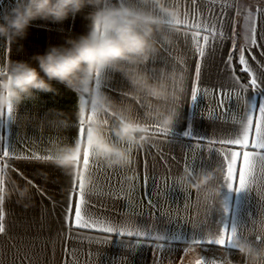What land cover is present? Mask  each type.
Returning a JSON list of instances; mask_svg holds the SVG:
<instances>
[{
  "label": "crops",
  "instance_id": "crops-1",
  "mask_svg": "<svg viewBox=\"0 0 264 264\" xmlns=\"http://www.w3.org/2000/svg\"><path fill=\"white\" fill-rule=\"evenodd\" d=\"M16 2L17 0H0V20ZM171 4L179 9L180 19L184 18L185 13H188L191 19L193 11L208 14L210 8L215 9L213 14L215 19L216 15L226 9V17L235 18L238 22L236 27L238 47L241 43L240 22L243 18L237 13L245 9L255 13L257 7L264 9V0H216L214 4H209L207 0H198L195 8L189 0H172ZM91 10L90 6L85 7L81 12L74 16L70 15L62 22L34 20L26 36L15 42L0 38V66L5 65L9 59L35 64L34 56L42 55L54 46H68L69 39L86 35L90 30L91 21L88 13ZM261 21H264V13L256 16L258 39L262 34ZM178 27L183 31V26ZM169 46L171 52L161 47L158 57L151 63L181 71L186 76L185 90L180 99L181 115L172 128L174 139L149 133V139L143 148L133 149V162L131 166L125 168H135L140 178L135 185L131 184V187L127 183L123 185L120 195L125 199L109 198L111 193L107 190L104 180L105 169L113 172L115 179V172L119 171L120 167L109 169L102 161L96 159L99 171L90 174L89 170L83 169L81 159L80 165H76L75 168L85 171L92 177V182L86 188L93 189L96 197L93 202L99 205L94 210L97 216L107 217L121 224L127 222L133 230L139 228L157 233V230L165 229L167 234L178 233L185 239L165 242L167 247L162 253H157L151 246H146L161 242L137 237L123 238L131 243L132 250L125 247L124 241L118 235H114L108 243H91L87 239L88 236L107 235L94 231L82 230L79 237L71 238V243L58 240V235L60 237L64 235L62 205L69 191L73 172L65 171L57 166L55 161L16 159L10 161L6 175L3 204L5 232L0 234V264H63L61 246L71 247L74 254L79 257L80 264H184L196 249L201 248H217L223 251L226 263L231 260L236 264H245V258L235 249L220 247L214 242L194 245L186 238L193 235V228L199 221H216L223 216L229 224L247 223L245 231L249 236L248 239L256 243L253 234L264 235V188L256 186L254 191L245 189L237 192L226 186L222 187L220 197L228 205V212L223 213L219 197L216 200L206 201L202 194H197V191L182 185L173 187V181L183 172L182 157L189 153V159L198 155L196 141H192V137L215 138L232 127L230 123L216 122L210 115L215 87L227 83L228 73L223 61L229 53V44L224 43L205 62L199 87L207 91L204 93V98L199 97L195 103L190 101L194 80L193 56L188 51L183 36H178L176 32H174V43ZM261 51L254 50L256 62L249 57V65L254 70L258 63L264 64ZM169 57L175 58V64ZM233 65L235 66L234 59ZM101 87L119 99L118 91L127 87V82L119 74H115L111 79L103 75ZM55 88L58 90L56 93H38L34 98L14 107V118L10 126L7 129H0V133L7 137L6 143L10 151L14 149L18 155H27L32 151L44 154L53 152L52 147L55 144L72 143V132L68 125L73 122L79 94L62 84H55ZM229 91L235 97L240 90L229 88ZM232 106H235L234 103ZM134 115L138 119L142 118L143 110L138 107ZM232 115H236L235 108ZM62 120L67 121V124H62ZM151 123L153 122H149L148 126ZM186 131H191L192 136L186 137L184 135ZM190 144L191 149L188 147ZM218 160L215 150L202 151L200 158L194 162V171L219 168ZM13 169H18L24 177L32 180L37 188L33 189ZM129 174L136 177V173L131 170L126 175ZM25 184H28L31 190V203L28 207L17 202L19 197L15 188V185L22 188ZM215 186L219 187V184ZM146 193H151V206L147 202ZM216 235L218 230L212 225L205 227L203 236L197 238L207 240ZM256 245L264 246L257 243Z\"/></svg>",
  "mask_w": 264,
  "mask_h": 264
},
{
  "label": "clouds",
  "instance_id": "clouds-1",
  "mask_svg": "<svg viewBox=\"0 0 264 264\" xmlns=\"http://www.w3.org/2000/svg\"><path fill=\"white\" fill-rule=\"evenodd\" d=\"M89 6L91 25L86 35L69 39L68 46H54L34 56L35 64L9 59L0 66L2 109L9 104L18 107L38 93H56L57 83L78 90L88 98L89 107L96 106L101 115L94 118L83 143L76 140L52 147L56 165L67 172L76 170L77 156L85 146L108 168L128 167L134 159L133 149L142 148L148 139L149 122L165 129L178 122L186 86L185 73L151 63L161 51V42L174 43L180 11L169 0H17L0 20V38L18 41L26 36L34 20L62 22ZM97 72L108 79L119 74L127 82V87L118 91L119 99L96 86ZM138 107L143 110L139 119L134 115ZM103 113L112 117L111 135L106 131ZM218 171L189 169L178 180L187 189L203 191L205 197H219L220 189L213 184ZM127 179L133 181L135 176L129 174ZM91 182L92 177L85 172V187ZM15 188L17 202L30 206L29 185ZM231 244L245 258V264H264V246L258 247L238 233L231 236ZM228 264L236 262L229 260Z\"/></svg>",
  "mask_w": 264,
  "mask_h": 264
},
{
  "label": "snow or ice",
  "instance_id": "snow-or-ice-1",
  "mask_svg": "<svg viewBox=\"0 0 264 264\" xmlns=\"http://www.w3.org/2000/svg\"><path fill=\"white\" fill-rule=\"evenodd\" d=\"M172 3V0H169ZM194 6L197 5L198 0H189ZM209 4H214L216 0H207ZM226 9L221 11L216 18L213 19L215 9H208V14L199 11L189 14L185 13L183 19H179L175 23L178 26H183V31L177 27L176 34L183 36L184 42L188 51L193 56V70L194 80L190 92V101L195 103L199 97L204 98V93L207 90H202L199 87L201 74L208 58L224 44H229V53L223 61L225 70L228 75L226 76L227 83L219 84L215 87L213 93V107L210 115L216 121L224 124H231L232 127L221 135L215 138L206 137H192V141H196V148L198 155L188 158L187 154L182 157L181 170L194 171V162L200 158L202 151L215 150L219 160V171L213 181L214 185L219 184V189L226 186L230 190L237 192L241 190L254 191L256 186L264 188V64H257L256 70L249 65V57L253 62H256L257 57L254 54L255 49L262 50L260 55L264 56V21H261L262 34L257 36V22L256 16L264 13V9L258 8L255 13L247 9L238 12L242 16L241 27V43L237 46V20L235 18H228L225 15ZM161 47L171 52L168 44L161 42ZM247 53V56H246ZM238 55V64L242 67L240 72L248 74L246 82L241 81V77L236 74L235 66L233 65V58ZM173 59L175 64V58ZM181 63H183L181 61ZM179 66V65H175ZM103 81V74L96 73L95 84L101 87ZM229 88H238L240 91L233 96ZM75 92H78L76 90ZM251 94V95H250ZM234 103V107L232 106ZM89 101L86 96H77V107L73 113V122L68 125L69 130L72 132L71 142L79 140L83 143L86 137V131L91 126L94 118L101 115L97 112L96 106H88ZM226 105H228L226 107ZM233 108H235L236 115H232ZM142 111V108H140ZM14 106L9 104L6 109L0 108V129H7L13 120ZM106 122V131L111 135L112 117L108 113L102 114ZM148 133L153 135H163L165 137H172V128H162L158 123L153 122L148 126ZM186 137H191V131L184 133ZM149 139V135H148ZM147 139V141H148ZM174 139V138H173ZM172 139V141H173ZM7 137L0 133V234L5 232L4 219L5 211L3 204L5 201L6 192V175L10 167V161L16 159L35 160L51 162L55 160V153L32 151L27 155L16 154L15 150H9L6 143ZM146 141V142H147ZM204 145V147H200ZM190 149L192 145L188 146ZM143 148V147H142ZM82 159V166L84 170H89V173H96L99 171L97 160L92 150L85 146L82 155L77 156V164L80 165ZM131 166V164L129 165ZM110 169V168H109ZM17 172L21 179L30 184L33 189L37 186L32 180L27 179L18 169H13ZM131 170L136 173L133 181L127 179V172ZM104 180L107 185V190L111 193L109 198L112 199H125L120 193L123 190L124 184L135 185L140 178V174L136 172L135 168H121L115 172V179H113V172L105 169ZM125 177V179H120ZM85 171L76 170L72 174V181L62 205V220H63V237L58 235V240H66L71 243L73 236L79 237L82 230L88 232H97L107 234L104 236H88L87 239L91 243L103 244L108 243L114 235H118L125 244V247L132 250V245L129 241L123 239L124 237H137L144 238L149 241H159L151 246L157 253H162L167 244L165 242L176 240L180 241L185 239L178 233L167 234L165 229L157 230V233L151 230L144 231L139 228L133 230L132 226L124 222L123 224L113 222L107 217L97 216L95 209L99 207L93 200L96 198L92 188H86L84 184ZM147 180V178H146ZM145 180V182H146ZM180 187L179 180L173 181V187ZM197 194H202L206 201L216 200L215 196L205 197L203 191H197ZM147 202L151 206V193H146ZM219 203L222 205L221 211L228 212V205L224 199L219 196ZM214 225L218 230V235L213 238L203 240L197 237L203 236V229ZM239 226V227H238ZM248 224L238 225L235 222L229 224L223 216L216 221H199L193 228V235L186 238L192 244L215 243L220 247L228 249H235L231 244V236L239 232V235L244 238H249L245 231ZM254 227V225H253ZM255 242L264 244V235L253 234ZM144 245V244H141ZM61 251L64 257L63 264H80L79 257L76 256L71 247L61 246ZM193 264H205L202 259H196Z\"/></svg>",
  "mask_w": 264,
  "mask_h": 264
},
{
  "label": "rangeland",
  "instance_id": "rangeland-1",
  "mask_svg": "<svg viewBox=\"0 0 264 264\" xmlns=\"http://www.w3.org/2000/svg\"><path fill=\"white\" fill-rule=\"evenodd\" d=\"M196 259H202L205 264H228L225 261L223 251L217 248L196 249L184 264H193Z\"/></svg>",
  "mask_w": 264,
  "mask_h": 264
},
{
  "label": "trees",
  "instance_id": "trees-1",
  "mask_svg": "<svg viewBox=\"0 0 264 264\" xmlns=\"http://www.w3.org/2000/svg\"><path fill=\"white\" fill-rule=\"evenodd\" d=\"M233 59H234V64H235V69H236L237 74L241 77V80L243 82H246L248 75L244 72H240L241 66L238 64V55L235 56Z\"/></svg>",
  "mask_w": 264,
  "mask_h": 264
}]
</instances>
